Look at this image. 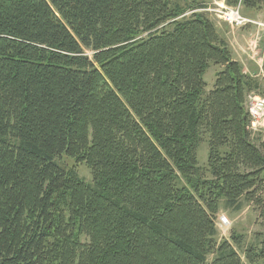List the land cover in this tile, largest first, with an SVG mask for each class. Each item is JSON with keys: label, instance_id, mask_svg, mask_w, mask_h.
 <instances>
[{"label": "trees", "instance_id": "trees-1", "mask_svg": "<svg viewBox=\"0 0 264 264\" xmlns=\"http://www.w3.org/2000/svg\"><path fill=\"white\" fill-rule=\"evenodd\" d=\"M206 7L0 0V264H264V232L217 236L220 204L264 222V141L246 112L264 91Z\"/></svg>", "mask_w": 264, "mask_h": 264}, {"label": "rangeland", "instance_id": "rangeland-1", "mask_svg": "<svg viewBox=\"0 0 264 264\" xmlns=\"http://www.w3.org/2000/svg\"><path fill=\"white\" fill-rule=\"evenodd\" d=\"M206 3L207 7L202 10L207 14V16L212 19L215 23L218 21L217 15L215 16V12L212 10L213 8L217 7L218 1L216 0H199ZM223 4V2H220ZM224 5V4H223ZM240 7V13L242 14L244 9H246L247 13H251L252 15L255 14L256 11L251 8H243ZM260 13V20L264 21V7L259 11ZM222 20V19H221ZM223 21V20H222ZM219 66L211 63L208 69L204 74V80L206 82V90H209L213 87L214 80H215V73L219 70ZM260 95V94H255ZM264 96V94L260 95ZM261 139L264 141V133L257 132ZM197 159L200 166L206 165L207 159V143L201 142L197 149ZM59 160L62 163H65L68 166H74L77 169V172L80 176L84 177L87 181H90L91 175L89 169L86 167L85 164H77L74 162L73 159L61 156ZM224 220V222L222 221ZM215 224L217 227V236L218 239L221 238H229L231 233H236L242 235L245 244L255 242V239L258 237L259 234L264 232V222L262 219L258 217L256 210L251 205L245 204L240 210L234 211L228 208L223 207L220 204V208L218 213L215 216ZM240 254H242V249L238 248Z\"/></svg>", "mask_w": 264, "mask_h": 264}, {"label": "crops", "instance_id": "crops-1", "mask_svg": "<svg viewBox=\"0 0 264 264\" xmlns=\"http://www.w3.org/2000/svg\"><path fill=\"white\" fill-rule=\"evenodd\" d=\"M261 9L256 11L254 15L247 13L244 9L242 15L249 19L264 22L259 18ZM214 24L218 33L226 39L232 57L242 65L245 73L258 78L261 89L264 91V30L253 24L231 27L221 19H218ZM253 39H257V43L253 46L254 49L251 47Z\"/></svg>", "mask_w": 264, "mask_h": 264}, {"label": "built area", "instance_id": "built-area-1", "mask_svg": "<svg viewBox=\"0 0 264 264\" xmlns=\"http://www.w3.org/2000/svg\"><path fill=\"white\" fill-rule=\"evenodd\" d=\"M217 7L212 10L215 12L219 19H222L229 26H245L247 24H253L264 30V22L249 19L240 13L241 5L235 7H228L220 2H216ZM257 43V39L251 41V47L254 49V44ZM246 112L249 118L250 128L254 132L264 133V96L250 94L246 102ZM224 222V220H222Z\"/></svg>", "mask_w": 264, "mask_h": 264}]
</instances>
